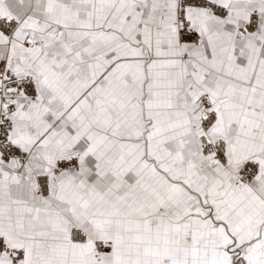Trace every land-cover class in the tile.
Instances as JSON below:
<instances>
[{"label": "snow or ice", "instance_id": "snow-or-ice-1", "mask_svg": "<svg viewBox=\"0 0 264 264\" xmlns=\"http://www.w3.org/2000/svg\"><path fill=\"white\" fill-rule=\"evenodd\" d=\"M0 264H264V0H0Z\"/></svg>", "mask_w": 264, "mask_h": 264}]
</instances>
